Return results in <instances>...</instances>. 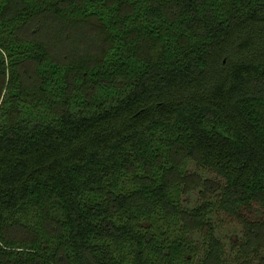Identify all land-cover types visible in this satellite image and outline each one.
Returning a JSON list of instances; mask_svg holds the SVG:
<instances>
[{
	"label": "trees",
	"instance_id": "1",
	"mask_svg": "<svg viewBox=\"0 0 264 264\" xmlns=\"http://www.w3.org/2000/svg\"><path fill=\"white\" fill-rule=\"evenodd\" d=\"M0 264H264V0H0Z\"/></svg>",
	"mask_w": 264,
	"mask_h": 264
},
{
	"label": "rangeland",
	"instance_id": "2",
	"mask_svg": "<svg viewBox=\"0 0 264 264\" xmlns=\"http://www.w3.org/2000/svg\"><path fill=\"white\" fill-rule=\"evenodd\" d=\"M142 225L145 227H148V226H150V223L147 221V222L143 223Z\"/></svg>",
	"mask_w": 264,
	"mask_h": 264
}]
</instances>
